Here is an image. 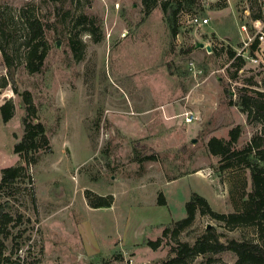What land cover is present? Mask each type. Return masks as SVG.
Segmentation results:
<instances>
[{
	"label": "rangeland",
	"instance_id": "1",
	"mask_svg": "<svg viewBox=\"0 0 264 264\" xmlns=\"http://www.w3.org/2000/svg\"><path fill=\"white\" fill-rule=\"evenodd\" d=\"M160 1L145 15L141 0H0L15 64L13 82L6 81L0 52V84L7 83L0 105L8 99L14 105L9 121L0 115V178L3 168L25 167L11 187L0 188V206L10 216L3 252L11 260L156 264L168 247L152 251L144 242L184 217L191 193L220 213L243 209L248 169L219 170L206 143L228 141L237 125L241 135L232 148L255 136L264 140L262 125L247 124L234 105L241 87L264 91V0H195L179 14L174 37ZM20 9L43 24L47 53L40 73L25 67ZM192 16L207 23L192 26ZM237 56L244 60L239 70ZM24 91L51 146L29 166L13 153L23 132ZM86 190L111 195V207H89ZM158 193L165 205L157 204ZM206 226L256 240L253 227L223 230L199 215L180 240L192 242ZM220 259L233 262L232 255Z\"/></svg>",
	"mask_w": 264,
	"mask_h": 264
},
{
	"label": "trees",
	"instance_id": "2",
	"mask_svg": "<svg viewBox=\"0 0 264 264\" xmlns=\"http://www.w3.org/2000/svg\"><path fill=\"white\" fill-rule=\"evenodd\" d=\"M147 15L160 0H141ZM195 0H168L160 1L159 6L166 16L171 37L178 33L177 19L181 12L191 11ZM214 6H217L215 4ZM213 6V7H214ZM224 5H221L223 7ZM16 18L22 23L25 31L23 45L25 46V67L31 74L42 71L47 48L43 42L44 28L42 22L35 16H29L24 9H20ZM257 18H260L258 16ZM7 15L0 9V52L6 70L5 80L13 82L15 71L14 57L8 48ZM98 41V38L95 39ZM73 44V43H72ZM257 46L253 42L250 47L252 54ZM73 49L74 48L73 45ZM229 59L235 57V52L227 51ZM75 58L80 54L75 52ZM237 70L244 64V60L237 56ZM7 83L0 84V88ZM253 86L252 81L247 82ZM234 105L246 117V123L258 122L264 131V91L252 90L241 87L235 92ZM25 115L22 119L23 132L17 143L13 146V153L23 161L25 166L35 165L41 153L51 151L50 140L44 124L38 120L37 109L32 104L31 94L24 91L21 94ZM14 114V105L11 100H6L0 105V115L3 122L9 121ZM264 134V132H263ZM241 135V126L237 125L228 132V141L212 137L206 143L207 151L220 159L219 170L233 167L248 169L251 190L244 201L243 209L237 212L220 213L212 210L206 199L197 193H191L184 203V217L171 222L161 230L160 236L155 240H145V246L155 251L162 246L168 247L167 256L156 264H225L220 257L224 254L233 257L232 264H264V147L263 139L253 137L243 148L234 149ZM25 171L21 165L10 166L1 170L0 188L11 187L17 178ZM84 198L89 207L93 209L109 208L113 198L99 196L90 191H85ZM157 204L165 205L161 193H158ZM207 217L223 230L231 231L233 228L253 227L256 240H237L218 232L215 226H206L204 232L194 237L192 242L181 241V235L191 229L197 216ZM10 220L8 213H4L0 206V264H20L11 260L4 254V240L8 232L4 226Z\"/></svg>",
	"mask_w": 264,
	"mask_h": 264
},
{
	"label": "built area",
	"instance_id": "3",
	"mask_svg": "<svg viewBox=\"0 0 264 264\" xmlns=\"http://www.w3.org/2000/svg\"><path fill=\"white\" fill-rule=\"evenodd\" d=\"M188 22L190 23V25L192 26H197V27H201L203 26L204 24L207 23V20L205 18H200V17H197V16H192L188 19ZM261 39V37H260ZM191 121V118L190 117H186L185 118V122L186 123H189ZM130 263V261H129Z\"/></svg>",
	"mask_w": 264,
	"mask_h": 264
},
{
	"label": "crops",
	"instance_id": "4",
	"mask_svg": "<svg viewBox=\"0 0 264 264\" xmlns=\"http://www.w3.org/2000/svg\"><path fill=\"white\" fill-rule=\"evenodd\" d=\"M130 264H131V260H130Z\"/></svg>",
	"mask_w": 264,
	"mask_h": 264
}]
</instances>
